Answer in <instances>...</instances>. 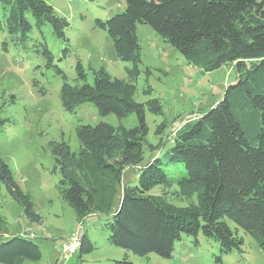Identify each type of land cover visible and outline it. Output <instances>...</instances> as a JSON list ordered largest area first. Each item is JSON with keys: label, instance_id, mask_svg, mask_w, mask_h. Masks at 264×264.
<instances>
[{"label": "trees", "instance_id": "16d2710c", "mask_svg": "<svg viewBox=\"0 0 264 264\" xmlns=\"http://www.w3.org/2000/svg\"><path fill=\"white\" fill-rule=\"evenodd\" d=\"M140 23L201 71L227 64L234 79L217 102L194 110L175 130V122L169 129L162 99L153 95V68L143 66ZM96 26L108 33L118 57L130 63L127 77L104 66L85 67L78 59L71 81L63 67L73 50L68 17L47 0H0L3 48L16 46L44 58L42 73L62 78L63 109L75 113L88 103L102 117L118 119V124L79 123L77 148L64 138L52 143L56 187L84 227L80 258L95 249L85 226L92 215L100 216L111 244L138 255L169 258L178 243L198 246L203 235L216 242L214 255L221 262L223 254L246 252L240 229L253 234L264 250V0H126L122 12L96 19ZM50 32L62 43L57 52L49 45ZM142 76L144 101L136 98ZM33 85L42 95L48 92L37 77ZM15 103L12 94L9 104ZM3 106L0 126L12 121L1 116ZM148 112L162 117L151 135ZM130 113L136 121L127 126ZM6 194L30 222L42 220L33 195L0 154V264L39 261L43 249L36 235L10 230L3 212ZM114 264L134 262L126 254Z\"/></svg>", "mask_w": 264, "mask_h": 264}, {"label": "rangeland", "instance_id": "374dc122", "mask_svg": "<svg viewBox=\"0 0 264 264\" xmlns=\"http://www.w3.org/2000/svg\"><path fill=\"white\" fill-rule=\"evenodd\" d=\"M47 1L71 21L67 34L73 50L63 62L71 81L76 76L78 59L85 67L104 66L113 75L127 77L126 66L130 63L118 57L108 33L96 26V19H106L122 12L126 8V0ZM138 33L143 45V66L150 65L153 68L150 78L155 88L153 95L163 101L165 116L171 124L169 129L182 114H191L198 107L207 108L217 102L225 91L226 83L234 80L227 75V64L212 71H201L148 24L140 23ZM2 38L0 34V106L4 105L1 116L9 117L12 121L0 126V154L12 167L21 186L33 195L42 220L30 222L23 215L22 207L8 194L2 198L3 212L10 221V230L25 228L28 234L34 231L36 240L42 246L43 257L26 264H55L61 255L60 245L79 229L81 223L75 209L56 187L58 177L51 171L54 164L52 143L64 138L73 148H77L76 129L79 123L95 124L107 120L118 124V119L114 114L102 117L96 107L88 103L81 104L75 113L66 112L60 98L61 76L53 75L50 71H46V75L42 73L46 68L41 55L16 46L5 50ZM47 38L54 52L60 50L62 43L51 32ZM34 77L47 87L45 95L34 87ZM143 79L142 76L137 83L136 98L140 101L147 98L142 91ZM12 94L17 97L15 104H9ZM147 119L150 135L154 134L162 117L148 112ZM135 121L133 113L124 119L127 126L133 125ZM99 222L98 215L90 216L85 222L95 249L85 254L83 259L80 258L79 250L70 257L65 256L66 264H114V259L123 258L126 254L134 264H264V250L256 237L245 233L243 229H240V234L245 237L246 252L223 254V261L219 262L214 255L216 242L203 235L198 246L189 241L178 243L173 256L169 258L155 252L138 255L111 244Z\"/></svg>", "mask_w": 264, "mask_h": 264}, {"label": "built area", "instance_id": "2783aa9c", "mask_svg": "<svg viewBox=\"0 0 264 264\" xmlns=\"http://www.w3.org/2000/svg\"><path fill=\"white\" fill-rule=\"evenodd\" d=\"M192 117L193 115H188L185 118H181L175 121L173 125V129L174 130L177 129L178 127H180L183 123H185L186 121H188V119ZM82 231H83V224H81L79 229H77L69 238L66 239L64 243H62V245H60L59 251H61V255L57 258L55 264H66L67 259L65 260V256L70 257L76 253V251L79 249L80 244H81L80 238L82 235ZM22 233L27 234L32 237L35 236L34 233L28 234L26 229Z\"/></svg>", "mask_w": 264, "mask_h": 264}, {"label": "crops", "instance_id": "0c3cea01", "mask_svg": "<svg viewBox=\"0 0 264 264\" xmlns=\"http://www.w3.org/2000/svg\"><path fill=\"white\" fill-rule=\"evenodd\" d=\"M230 66H233V65L230 64ZM233 77H234V76H233ZM233 77H232V78H233ZM200 108H201V107H198V109H195V110H199ZM197 113H198V111H197ZM184 114H185V113H184ZM192 114L195 115V114H196V111H195V112L193 111ZM182 115H183V114H182ZM188 115H189V113H188ZM23 229H25V228H23ZM23 229H21V230H19V231H16V230H13V231H12V230H11V232L22 233V230H23ZM33 233L36 235V233H35L34 231L32 232V234H33Z\"/></svg>", "mask_w": 264, "mask_h": 264}, {"label": "clouds", "instance_id": "9594fccd", "mask_svg": "<svg viewBox=\"0 0 264 264\" xmlns=\"http://www.w3.org/2000/svg\"><path fill=\"white\" fill-rule=\"evenodd\" d=\"M190 115V114H189Z\"/></svg>", "mask_w": 264, "mask_h": 264}]
</instances>
